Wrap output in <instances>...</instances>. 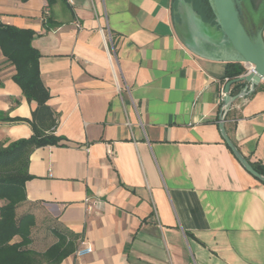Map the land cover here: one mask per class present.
<instances>
[{"label":"crops","instance_id":"crops-1","mask_svg":"<svg viewBox=\"0 0 264 264\" xmlns=\"http://www.w3.org/2000/svg\"><path fill=\"white\" fill-rule=\"evenodd\" d=\"M47 6L0 0L1 25L34 33L61 139L29 157L28 249L45 253L60 230L77 240L59 264H264V184L220 131L234 79L227 63L183 45L177 0H55L48 23ZM16 73L0 50V115L30 120L37 104ZM224 125L251 166L264 167V81ZM33 134L28 122H0L6 147Z\"/></svg>","mask_w":264,"mask_h":264},{"label":"trees","instance_id":"trees-1","mask_svg":"<svg viewBox=\"0 0 264 264\" xmlns=\"http://www.w3.org/2000/svg\"><path fill=\"white\" fill-rule=\"evenodd\" d=\"M28 2L29 0H22ZM47 1L45 11L50 12L55 0ZM195 11L203 20L214 23L212 8L208 0L204 1L202 10ZM45 13V12H44ZM49 15L44 18L49 22ZM34 33L19 30L0 24V50L5 59L16 69L14 81L21 88L29 102H36L37 107L30 120L10 119L0 115V122H28L33 128V136L19 140L7 147L0 144V264H59L75 251L77 237L69 232L54 230L58 242L41 254L28 249L31 244V230L35 225L33 215L26 214L17 218L18 207L26 201L25 183L31 179L28 174V163L31 153L45 146L57 145L61 139L52 134L57 126L53 111L47 106L49 91L43 84L39 71V51L31 44ZM227 76L236 79L246 73L243 64L227 63ZM253 168L264 176V167L253 165ZM19 237V242H14Z\"/></svg>","mask_w":264,"mask_h":264},{"label":"water","instance_id":"water-1","mask_svg":"<svg viewBox=\"0 0 264 264\" xmlns=\"http://www.w3.org/2000/svg\"><path fill=\"white\" fill-rule=\"evenodd\" d=\"M214 23L203 20L192 3L177 0V33L183 45L197 57L209 61L244 64L251 72L227 83L220 118L221 135L243 168L264 184L260 175L237 149L225 130V116L231 105L254 91L264 79V0H208ZM233 85L243 87L236 96ZM246 85V86H245ZM240 89V88H239Z\"/></svg>","mask_w":264,"mask_h":264},{"label":"built area","instance_id":"built-area-1","mask_svg":"<svg viewBox=\"0 0 264 264\" xmlns=\"http://www.w3.org/2000/svg\"><path fill=\"white\" fill-rule=\"evenodd\" d=\"M48 14H49V12H48V11H45V13H44L43 15L48 16ZM246 66H247V65H246ZM249 72H251V67H250V66L247 67V69H246V73H245L244 75L248 74ZM262 81H264V79H263ZM117 87H118L119 90H121L120 85L117 84ZM249 89H250V90H249L250 92H253V91H252V88H249ZM250 92H249V93H250ZM249 93H248V94H249ZM225 97H226V94H225ZM243 97H244V96H243ZM108 154H109V156H110L111 158H113V154H112V152H109ZM90 253H92V248H91V247H86L84 250L79 251V252H78V255L82 256V255H86V254H90Z\"/></svg>","mask_w":264,"mask_h":264},{"label":"rangeland","instance_id":"rangeland-1","mask_svg":"<svg viewBox=\"0 0 264 264\" xmlns=\"http://www.w3.org/2000/svg\"><path fill=\"white\" fill-rule=\"evenodd\" d=\"M194 1V4H195V7L198 9V10H202V8L204 7V1L203 0H193ZM26 209L23 208L22 206H19L18 209H17V218H20L22 215L26 214Z\"/></svg>","mask_w":264,"mask_h":264}]
</instances>
